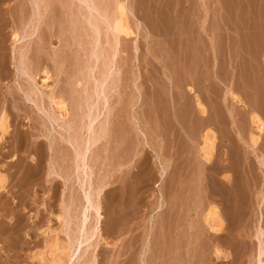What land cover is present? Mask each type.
Masks as SVG:
<instances>
[{"label":"rangeland","instance_id":"1","mask_svg":"<svg viewBox=\"0 0 264 264\" xmlns=\"http://www.w3.org/2000/svg\"><path fill=\"white\" fill-rule=\"evenodd\" d=\"M38 1L52 5L41 19ZM78 1L0 0V115L5 110L9 119L0 143V173L6 178L0 190V264H42L39 256L49 250L58 258L75 251L85 180L82 172V181L74 174L73 151L62 136L82 135L79 129L90 113L96 118L102 112L99 121H109L106 138L99 122L100 140L91 148L89 164L93 189L107 184L100 196L90 190L103 222L99 235L87 236L90 242L75 264H258L264 249V131L257 146L251 134L255 114L264 122V0H128L135 21L129 19L140 37L122 39L115 75L105 87L106 111L95 79L104 80L111 67L114 34L96 15V23L106 25L97 23L99 33L103 30L95 46V30L85 23L87 5ZM90 1L114 18L122 0ZM71 23L75 53L67 46ZM30 31L38 34L28 42L26 61L34 71L48 67L54 77V93L46 92L44 100L61 95L68 101V119L57 118L56 127L25 102L18 87L27 86L17 74L27 47L26 42L15 46L13 34L28 38ZM65 56L70 63L59 60ZM44 100V112L54 117L50 99ZM68 126L75 132L67 133ZM210 130L214 159L206 165L200 150ZM51 143L59 147L50 148ZM213 202L226 218L219 235L202 220ZM89 226L92 235L95 214ZM216 247L228 259L217 261Z\"/></svg>","mask_w":264,"mask_h":264},{"label":"bare ground","instance_id":"2","mask_svg":"<svg viewBox=\"0 0 264 264\" xmlns=\"http://www.w3.org/2000/svg\"><path fill=\"white\" fill-rule=\"evenodd\" d=\"M42 1V0H41ZM80 1V0H79ZM78 1V2H79ZM36 3V2H35ZM39 3V4H38ZM38 3H36L35 5L37 6H35L34 4V6L36 7V9H37V13H38V15L37 16H40L39 17V19H41V17H42V10H44L45 12L46 11H48L49 9L47 8L48 6H49V8H50V5L51 4H49L48 6H46L45 4L44 5H42V6H40V1H38ZM118 4H117V7H116V5H115V10H116V16L114 17V18H111V17H108V16H104L102 13H100V11L97 9V7L95 6V5H93L92 4V2L90 1V0H81V4H82V6L85 4V5H87V8L88 9H86V6L84 5V8L86 9V11L88 12H86V14H87V17H86V19H85V23L87 24L88 23V25H90V27H92L95 31H91V30H89L90 32H92V33H94L95 32V34L97 35V37L95 38L94 37V39H96V41H95V46H97V45H100V44H98V41L101 39L100 38V36L102 37V35H100L101 33H102V28H101V33H99V29H100V27L99 26H97V23H96V15H97V18H98V16H100L101 17V19L103 20V21H106L107 22V25L106 24H103L104 26H105V28H107L110 32L112 31V34H114L113 35V38H115V41H114V48L112 49V51L114 50V53H113V55H112V64H111V67L109 68L108 67V69H109V71H108V73H106V76L104 75V80H102L101 81V79H98L97 80V78L95 79L96 80V83L98 84V86L97 87H99V88H101V92L100 93H98V97L100 98L101 97V95H102V97L105 99V103H104V110L106 111V109H108V106H109V97L107 96V94H106V92H105V87L107 86V84H109V79L111 78V77H114V73H112L111 71H113V67H114V62L117 60V58L119 57V53H122V51H121V46L123 45L122 44V39H127L128 40V38L130 39L131 37H138V31H136L135 30V28L132 26V24L134 23H131L130 22V16H131V14H132V11L130 10L131 8H130V6H129V4H128V0H122V1H118L117 2ZM48 4V3H47ZM73 4V3H72ZM52 6V5H51ZM65 6V5H64ZM68 6V5H67ZM67 6H65V7H67ZM72 6V5H71ZM34 7V8H35ZM63 9V8H62ZM68 9V8H67ZM70 10V9H69ZM50 13H48V15H49ZM114 14V15H115ZM47 15V16H48ZM113 15V16H114ZM68 16V15H67ZM73 16H74V14H73ZM72 17V16H71ZM108 17V18H107ZM132 17V16H131ZM134 17V16H133ZM133 17L131 18L132 20H134L133 19ZM49 19L51 18L50 16L48 17ZM95 18V19H94ZM68 19V18H67ZM66 19V20H67ZM72 19V18H71ZM100 19V18H99ZM98 19V21H100ZM136 19V18H135ZM73 20V19H72ZM100 21L98 24H100L101 22H103V21ZM131 20V21H132ZM69 21H70V17H69ZM135 21V20H134ZM137 21V20H136ZM59 22V21H58ZM57 22V23H58ZM72 22V21H71ZM73 22H74V20H73ZM65 24H68L67 23V21H66V23ZM73 23H71V24H69V25H71V27H69L68 28V30L66 29V27H65V29H66V33L68 32V34H69V44L67 45L68 46V48H69V50H70V52L69 53H75V50H74V46L76 45V42H75V39H77V37L75 38V31H76V29H75V27H73V25H72ZM101 25V27L103 26L102 24H100ZM136 25H138V24H135V26ZM28 26V25H27ZM49 26H51V24H49ZM61 26V28H63L62 29V31L59 33V35L60 36H62L61 35V33L62 32H65V30H64V26L61 24L60 25ZM52 27L53 26H51V30H52ZM89 27V26H88ZM137 27V26H136ZM47 28H50V27H48L47 26ZM54 28V27H53ZM60 28V29H61ZM92 28H90V29H92ZM138 28H139V25H138ZM85 29V28H84ZM92 29V30H93ZM137 29V28H136ZM140 30H141V28H139ZM50 30V29H49ZM64 30V31H63ZM106 31V33H107V30H105ZM108 31V32H109ZM31 32V31H30ZM109 32V33H110ZM52 33V32H51ZM92 33H89V34H91L90 35V37L92 36ZM105 33V34H106ZM35 34H38L36 31H32L28 36H26V37H28V38H25V37H22V36H20V34H19V32H15L14 34H13V42H14V45L15 46H17L18 44H24V42H26V44H25V46H24V48L25 47H27V48H25L27 51H26V53L25 52H22L24 55H23V60H21V58H20V62H21V66L20 65H17L18 67H17V74H19V77L23 80L24 79V81L27 83V86H25L24 85V87H26L25 89L22 87V86H20V84L18 85V87H19V90H20V88H21V92H22V96H23V98H24V100H25V102L26 103H28L29 105H32V107H34L33 109H37V112H38V114L40 113V114H42V115H39L40 117H42V119H44L43 117H45V116H47V118H46V121H48L49 122V124L51 125V126H54V127H56L55 125H54V123L55 124H57V122L58 121H63V120H65L67 117H68V115L70 114V113H68V101L66 102V98H64L63 96H61V95H53V96H46L47 98H46V100H44V98H45V95H46V92H51L53 89H52V87L54 86H52V85H50V80L52 79V78H54V77H52L53 76V74H51V71L49 70V68L48 67H45V66H39L38 68H36L37 69V71H34V69H33V67H32V65L31 64H28V61H26V59H27V57L29 56V52H30V49L32 48H29V44H28V42L29 41H31V40H33L34 39V36H35ZM64 34V33H63ZM88 34V35H89ZM94 34V35H95ZM100 35V36H99ZM107 35H108V33H107ZM111 35V34H110ZM38 36V35H37ZM76 36H77V34H76ZM115 36V37H114ZM52 37V36H51ZM87 37V36H86ZM139 37H140V35H139ZM49 38V37H48ZM63 39H64V37H62ZM100 38V39H99ZM27 39V40H26ZM138 39V38H137ZM60 40H62L61 39V37H60ZM89 40V39H88ZM130 40H134L133 38L132 39H130ZM135 41H137V40H134V42ZM91 42V41H90ZM90 42H89V44H90ZM107 43V42H106ZM31 44V43H30ZM41 44V43H40ZM49 44V43H48ZM104 44V43H103ZM122 44V45H121ZM42 45H44V44H42ZM54 45V44H53ZM109 45V44H108ZM14 46V47H15ZM39 46H41V45H39ZM61 46V45H60ZM64 46V45H63ZM63 46H61V50H63L62 49V47ZM135 46V45H134ZM41 47H43L44 48V46H41ZM65 47V46H64ZM111 47H113V46H111ZM137 47V46H136ZM39 48V47H38ZM43 48L41 49L42 51H40V52H43ZM104 48V47H103ZM16 49H17V47H16ZM36 49V48H35ZM40 49V48H39ZM38 49V50H39ZM57 49V48H56ZM56 49L54 48V50H55V52H56ZM96 49V47L94 48V50ZM135 49V48H134ZM13 50H14V48H13ZM58 50V49H57ZM68 50V49H67ZM94 50H92L93 51V53L95 54V56H96V60L98 61L99 60V58H101L99 55H98V52L96 53ZM105 50V49H104ZM104 50H102V53H103V51ZM124 50V49H123ZM138 50H139V48H136V50L134 51L136 54H137V52H138ZM64 51V50H63ZM66 51V50H65ZM64 51V52H65ZM131 51V50H130ZM11 52V51H10ZM68 52V51H67ZM124 52V51H123ZM125 53V52H124ZM46 54V53H45ZM51 54V53H50ZM58 54V53H57ZM56 54V55H57ZM93 54V55H94ZM136 54H134V55H136ZM16 55V54H15ZM53 55H55V54H53ZM68 55V54H67ZM71 55V54H70ZM70 55H68V56H70ZM74 55V54H73ZM88 55V54H87ZM63 57H64V55H63ZM71 57H72V59L71 60H73V56L71 55ZM75 57H76V55H75ZM135 58H137V55H136V57ZM14 59V58H13ZM25 59V60H24ZM52 59V58H51ZM58 59V58H57ZM63 59H65V61L64 62H66V56H65V58H62V59H59V60H63ZM48 60H50V57L48 56ZM53 60H55V58H53ZM52 61V60H51ZM56 61V60H55ZM67 61H68V59H67ZM74 61V60H73ZM72 61V62H73ZM110 61H111V59H110ZM52 62H54V61H52ZM63 62V63H64ZM69 62V61H68ZM99 62V61H98ZM117 62V61H116ZM30 63V62H29ZM41 63V62H40ZM70 63V62H69ZM18 64V63H17ZM42 64V63H41ZM45 64V63H44ZM59 64V63H58ZM73 64H74V62H73ZM98 64V63H97ZM108 64V63H107ZM116 64V63H115ZM39 65V64H38ZM55 65V64H54ZM61 68H62V61H61ZM71 65V64H70ZM36 66V65H35ZM59 66V65H58ZM4 67V66H3ZM56 67L57 66H55V69H56ZM116 67H117V65H116ZM115 67V68H116ZM59 68H60V66H59ZM74 67L72 66V69H73ZM91 68H94L93 66L91 67ZM90 68V69H91ZM106 68V67H105ZM71 69V70H72ZM89 69V68H88ZM89 69V70H90ZM95 69V68H94ZM94 69L91 71L92 73H94ZM62 70V69H61ZM69 70V69H68ZM117 70V69H116ZM116 70H114V71H116ZM57 71V70H56ZM60 70H58V72H59ZM106 71H107V68H106ZM61 72V71H60ZM70 72V71H69ZM90 72V73H91ZM118 72V70L116 71V73ZM71 73V72H70ZM105 73V72H104ZM55 74V73H54ZM59 75V74H58ZM18 76V75H17ZM16 77V76H15ZM58 77V76H57ZM60 77V76H59ZM103 77V76H102ZM101 77V78H102ZM192 78V77H191ZM37 79H38V81H37ZM58 80H59V78H58ZM57 80V81H58ZM100 80V81H99ZM114 81V80H113ZM24 82V83H25ZM60 82V81H59ZM71 83V82H70ZM74 83V82H73ZM74 84H76V87L77 86H80V85H82V83L80 82V81H77V83H76V81H75V83ZM74 86V85H73ZM96 86V85H95ZM190 86V85H189ZM184 87V86H183ZM55 89V91H56V87L54 88ZM98 90V89H97ZM189 90H190V92H192L193 90H194V88H189ZM52 93H54V90H53V92ZM52 93H50V94H52ZM56 93V92H55ZM58 93H59V91H58ZM57 93V94H58ZM61 94V93H60ZM47 95H49L48 93H47ZM97 96V95H96ZM91 97V96H90ZM97 97V98H98ZM48 98L50 99L49 101V103H48V105H50L49 106V108L51 107L52 109H50V110H53L52 111V113H54V115L55 116H57V117H53V114L51 115L50 113L51 112H47V114H49V115H51V117L49 116V115H46V113L44 112L45 110H43V108H42V103H43V100L44 101H47L48 100ZM98 98V99H99ZM102 98V99H103ZM236 100L237 99H239L237 96L236 97H234ZM97 99V100H98ZM101 99V98H100ZM23 100V99H22ZM68 100V99H67ZM24 102V101H23ZM89 102V101H88ZM45 104V103H44ZM27 105V104H26ZM93 105V104H92ZM98 105V104H97ZM198 108H199V110H200V112L202 113V115L203 114H205V112H206V109H205V106H204V104L202 103V101L198 98ZM97 109V108H96ZM82 111V110H81ZM91 111H92V109H91ZM97 111V110H96ZM70 112V111H69ZM109 112V111H108ZM89 113H90V111H89ZM106 113V112H105ZM85 114V113H84ZM91 114V116L89 115V120H88V122L86 123V124H84L85 126L84 127H82L81 129H79V131L81 130V134L82 135H77V132H75L74 130H73V126L72 127H70L69 128V126H68V128L67 129H69V130H66V129H64L63 128V130H66L67 131V133H70V131H71V128H72V131L73 132H75L73 135H69V137H64V136H62V139H63V141H65L66 143H67V145H69V147H70V149L73 151V155H72V167H73V171H74V174L75 173H78V180H81L80 179V172H82V174H83V179L85 180V181H82V184L80 185L81 186V189H82V193H84V195L85 196H83V198H84V201H85V203H84V207H82L83 209V211H81L80 212V210L78 211V212H80L79 214H81V221L79 222V227L77 226V230H78V232H79V234H78V236L79 237H77L78 238V241L77 242H75L76 243V249H75V251H73V252H67V253H64L63 255H62V258H58L57 257V255H56V253L54 252V251H51V250H49V251H47V253L46 254H42L41 256H39V259H40V257H41V263L42 264H75L76 263V261L79 259V257H80V254L82 253V249L84 248V246H86V243H88V242H90L89 241V238L87 237V236H92V237H95V235H97L98 233L100 234V232H99V230H100V228L102 227V219H103V214H102V208H101V206L99 205V204H97V203H95V201H94V197H92V194L93 193H90V190H91V192H92V190H95V193H96V195L97 196H100V194L102 193V191H103V189L105 188V187H107V184H102V186H99V187H95V189H93V182H91V179L92 178H90V175L93 173V170H92V167H91V164H89V158H90V154H91V148L93 147V146H95V144L97 143V141H99L100 139V137H99V135H98V138H97V133H99V132H97V126L99 125V122L101 121L100 120V118H102V117H100L99 115H101V114H103L104 115V113L102 112V113H100V114H98V116H96V118L92 115L93 113H90ZM102 115V116H103ZM16 116V115H15ZM107 116V115H106ZM70 117V116H69ZM88 117V116H87ZM91 117H94V119L93 118H91ZM98 117V118H97ZM107 117H109V116H107ZM57 118H60V120H57ZM104 118H106L105 116H104ZM48 119V120H47ZM63 119V120H62ZM68 119V118H67ZM107 119V118H106ZM105 119V120H106ZM8 116H7V112L4 110V111H2V113H1V115H0V143L2 142V140L5 138L4 136L9 132V122H8ZM100 120V121H99ZM45 121V122H46ZM107 121V120H106ZM48 122H46V123H48ZM253 122H254V125H256V131L255 132H253L252 134H251V142H252V144L254 145V146H257L258 144H259V142H260V138H261V134L263 133V131H264V122L262 121V119L258 116V115H254L253 116ZM107 123H109V121L108 122H103V123H101L100 122V127H99V129L101 130H103L102 132L104 133V135H102L101 137L102 138H104L105 137V133H106V131H107ZM54 127H52V128H54ZM50 128V127H49ZM52 128H50V129H52ZM76 128V127H75ZM74 128V129H75ZM79 128V127H78ZM78 128H76L77 130H78ZM55 129V128H54ZM59 129V128H58ZM75 129V130H76ZM45 130V129H44ZM76 130V131H77ZM51 131V130H50ZM55 131H56V129H55ZM55 131H53V132H55ZM71 131V132H72ZM52 132V133H53ZM45 133V132H44ZM58 133V132H57ZM102 133V134H103ZM71 134V133H70ZM58 135V134H57ZM85 135H87L86 137V139H85ZM101 135V134H100ZM45 136V135H44ZM46 137V136H45ZM49 137H50V135L48 134L47 135V137L46 138H48L49 139ZM51 138V137H50ZM101 138V139H102ZM106 138V137H105ZM204 141L202 142L203 143V145H202V147H201V153H202V159L206 162V165L207 164H209V163H211V161H212V159H214L213 158V156H214V150H215V148H214V140H215V137H214V134H213V132L210 130V131H207V133L204 135ZM49 140H51V139H49ZM49 140H48V142H49ZM54 139H52L51 141H53ZM197 140V139H196ZM6 141V140H5ZM47 141V140H46ZM55 142V141H54ZM34 144H36L35 142H34ZM54 144L55 143H51V145L49 146L50 148L52 147L53 149H54ZM34 146H37V145H34ZM55 148H58L57 147V144H55ZM253 146V147H254ZM41 150V146H40V148L38 149V151H40ZM47 150V149H46ZM45 153V152H44ZM69 154V153H68ZM62 155V154H61ZM62 157V156H61ZM58 159H59V157H58ZM60 160V159H59ZM49 161V160H48ZM56 164V163H55ZM50 167V166H49ZM52 173H54V171L52 172ZM1 174V173H0ZM165 174V169H164V171H163V174L162 175H164ZM57 175H58V173H57ZM93 176V175H92ZM58 177H60L59 175H58ZM64 179V178H63ZM104 180V179H103ZM53 181V180H52ZM5 183H6V178H5V176L3 175V174H1L0 175V190H2L3 188H4V186H6L5 185ZM106 183V182H105ZM98 186V185H97ZM107 190V189H106ZM193 193V192H192ZM94 195V194H93ZM216 196V195H215ZM99 198V197H98ZM83 201V200H82ZM82 203V204H83ZM69 204V203H68ZM81 204V205H82ZM208 207V206H207ZM66 214V217H67V214L68 213H65ZM93 214H95V216L97 217V226H96V228L94 229V231H92L93 232V234H92V232H91V234L92 235H89V225H90V221H91V217H92V215ZM60 215V214H59ZM69 215L70 214H68V217L66 218V219H68V218H71V217H69ZM56 217H58V216H56ZM78 217V216H77ZM80 218V217H79ZM78 218V219H79ZM63 219H64V216H63ZM226 219V218H225ZM225 219H224V217H223V215H222V213H221V211H220V209H219V207H218V205L217 204H215L214 202L213 203H210L209 204V208L206 210V212L202 215V220H203V224H204V226H205V228L210 232V233H212V234H215V235H219V234H221V232L223 231V229H224V226H225ZM70 220V219H69ZM69 220H66V221H68L69 223H70V221ZM72 220V219H71ZM65 221V220H64ZM77 222L79 221V220H76ZM67 222V223H68ZM68 223V224H69ZM78 224V223H77ZM70 225V224H69ZM77 232V233H78ZM98 234V235H99ZM263 236V235H262ZM91 237V238H92ZM92 239H94V238H92ZM112 242V241H111ZM68 243V242H67ZM72 243H74V242H72ZM74 243V244H75ZM74 244H71L72 246H73V248H75V246H74ZM89 244V243H88ZM92 244V243H91ZM72 246H71V248H72ZM189 245H182L181 247H182V249L184 250L186 247H188ZM70 248V247H69ZM73 248L71 249V250H73ZM63 251H65V250H63ZM59 252V251H58ZM159 252V251H158ZM259 252V251H258ZM62 253V252H61ZM215 256V259L217 260V261H219V260H225V259H228V254L224 251V250H222L221 248H219V247H216L215 248V250H214V253H213ZM82 255V254H81ZM259 256V258H258V264H264L263 262V260H262V258H263V256H264V249H263V251H260V254L258 255ZM257 256V257H258ZM163 260H164V258H163ZM168 260V259H167ZM171 260V259H170ZM90 261V260H89ZM166 261V259L164 260V262ZM163 262V261H162ZM167 262V261H166ZM142 264H145V262H141ZM167 264V263H166Z\"/></svg>","mask_w":264,"mask_h":264}]
</instances>
